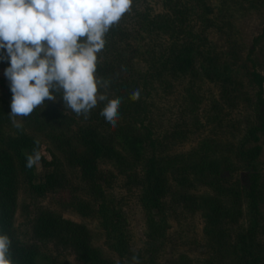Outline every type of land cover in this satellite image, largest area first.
Returning <instances> with one entry per match:
<instances>
[{
  "label": "trees",
  "instance_id": "trees-1",
  "mask_svg": "<svg viewBox=\"0 0 264 264\" xmlns=\"http://www.w3.org/2000/svg\"><path fill=\"white\" fill-rule=\"evenodd\" d=\"M247 3L249 7H256L264 5V0H225L223 6L228 11ZM160 5L162 12L155 13L150 0H132L130 9L107 33L105 48L98 54L96 75L111 81L110 87L101 91L109 98L121 99L118 119L121 120L115 127L106 123L100 115L103 102L94 113L95 117L89 121L95 120L99 123L98 127L109 128L105 133L98 130L96 123L85 128L78 126L75 114L71 112L69 115L61 108L63 102L57 94L60 106L56 101H46L23 120V129H17L14 136H5L0 128V233L11 238L14 264H37L38 256L37 250L17 238L13 227L18 176H22L30 189L42 194L64 187L63 176L55 172L45 178L43 185H37L34 182L35 166L31 169L25 166L26 154H31L36 148L41 154V165L51 167L42 154L40 142L35 144L41 134L65 157L68 164L79 169L80 181L96 206L93 211L106 247L118 261H132L133 253L128 218L121 208L113 204L104 189L109 179L100 172V165L106 158L113 160L121 173L134 169L136 162L142 165L140 175L130 179L131 183L140 187L138 201L146 217L143 250L147 260L139 258L140 264H156V259L164 250H173L168 236L171 217L177 219L180 213H192L200 207L208 211L204 214V233L206 237L214 236L211 242L217 243L218 248L213 250L221 257L223 253L228 254L233 264H264V76L258 70L256 56L264 54L260 46L264 30L253 40L251 49L245 55L238 56L240 49L231 45L224 47L226 50L220 54H212L211 42L205 34L215 23L209 18L212 10L206 0H160ZM197 19L200 22L198 25L194 24ZM203 50L207 57L203 56ZM235 67L240 71L237 78H233L231 72ZM188 72L195 76L203 73L219 83L231 82L232 89L238 82L242 85L241 82L246 81L253 91L252 97L244 99L252 109L251 120L238 143L230 145L229 153L233 159L225 157L223 161L222 168L226 172L232 171L229 177L234 180L221 184L217 178L221 175L220 166L209 162L206 141L196 152L198 162L194 175L200 179L211 177V180L201 181L215 193L203 206L198 204L195 196L180 193L177 184L174 187L170 185V169L174 170L171 172L174 179L179 176L182 181H187L184 178L193 166L184 156L160 162L158 149L162 140L155 138L150 119L154 84L159 82L161 89L167 90L168 76L177 77ZM135 89L140 90V96L131 99ZM231 91L222 90L226 101L236 100ZM0 94L12 99L9 87L2 83ZM185 97L187 109L193 111L195 106L188 104L199 99L191 89L186 91ZM195 126L201 128L199 122ZM113 141L118 142L127 156L115 149ZM129 160L132 161L130 165ZM178 164L183 165L179 168ZM170 194L176 197L173 196L170 207H167L165 198ZM173 201L181 205L182 212L171 208L175 205ZM244 216L247 217V224L243 228ZM42 224L44 238L57 239L69 246L80 264L114 262L113 258L105 257L101 248L91 244V233L87 227L52 215Z\"/></svg>",
  "mask_w": 264,
  "mask_h": 264
},
{
  "label": "rangeland",
  "instance_id": "rangeland-1",
  "mask_svg": "<svg viewBox=\"0 0 264 264\" xmlns=\"http://www.w3.org/2000/svg\"><path fill=\"white\" fill-rule=\"evenodd\" d=\"M224 1L206 0L212 10L209 18H212L215 23V26L208 29L205 34L211 42L212 54H220L226 50L224 47L231 45L240 49L238 56L245 55L251 49L253 40L264 30V5L249 7L247 3L248 5L244 4L239 9L225 11ZM150 3L155 13L162 12L160 0H150ZM194 24H200L199 19ZM260 46L264 49V39ZM203 52V56L207 57L206 51L203 50ZM256 56L259 64L258 70L264 76V54H256ZM137 63H139L138 58ZM7 66L6 61H0V83L9 87L4 75V69ZM231 72L233 78L240 76V71L236 67L232 68ZM166 84H168L167 90L166 88L161 89L159 82L155 83L153 97L150 99L153 106L150 119L155 138L162 140L158 149V158L160 162L174 156H184L186 160H189V164L193 167L188 170L184 178L187 181H182L179 176L174 179L172 177L174 170L170 169L168 174L171 180L170 185L174 187L177 184L180 193L195 196L198 204L203 206L215 196V193L201 181L204 178L200 179L194 175L195 164L198 162L196 152L199 151L201 143L206 141V155L209 157V162L220 166L221 175L217 178L222 182L221 184L225 185L227 181L234 180L229 177L232 171L226 172L222 168L223 161L225 157L233 159L232 154L229 153L230 145L238 143L251 120L252 109L244 99L248 96L252 97L253 91L246 81L241 82L242 85L238 82L232 89L231 82L219 83L207 78L203 73L199 76L190 72L179 74L177 77L170 75ZM189 89L199 99V101L188 104L195 106V111L187 109L185 104L186 91ZM223 89L232 90L231 94L236 100L231 98L233 101H226L222 96ZM10 104L11 100L5 94H0V128L5 136H14L17 130L8 116L11 111ZM56 104L60 106L59 100H56ZM99 107L94 109L87 119L74 115L77 125L85 128L96 123L98 127V122L89 121V119L95 117L94 113ZM67 113L70 115L71 111L67 110ZM197 122L201 128L195 126ZM107 129L109 128L98 127V130L103 133ZM179 131L182 133H177ZM109 132L108 137L111 136ZM37 139L42 146V154L51 167H43L40 162L36 164L34 182L37 185H43L45 178L55 172L63 176L64 187L57 189L56 192L42 194L30 189L22 176H18L13 219L17 238L24 245L37 250V264H80L69 246L59 243L57 239L44 238L42 223L47 222L52 215L87 227L91 233V244L95 248H101L105 252V257L113 258L112 264H132V261L128 259L118 261V258L107 249L102 229L93 211L96 206L85 185L80 181L79 169L68 164L65 157L54 149L52 143L44 135H38ZM113 143L117 151L121 152L124 157L127 156L126 152L121 151L117 141ZM131 163L132 161L129 160L128 164ZM182 165L178 164V167ZM133 168L121 173L115 162L106 158L101 162L100 172L109 179V182L104 185L106 195L117 208H121L128 218L133 255H137L138 259L147 260L143 250L146 240V217L138 201L140 187L131 183L132 180H130L140 175L142 165L136 162ZM233 176H235V171ZM208 179L211 180V177ZM173 196L176 197L173 194L166 196L167 207H170ZM171 208L178 213L182 212L180 204H175ZM205 213L208 211L200 207L192 213H184V215L180 213L177 219L170 218L168 236L175 245L170 244L173 250H164L156 259V264H233L228 254L223 253L221 257L215 251L218 248L217 243L211 242L214 236L206 237L204 233ZM242 224L244 228L247 224V217L244 216Z\"/></svg>",
  "mask_w": 264,
  "mask_h": 264
},
{
  "label": "clouds",
  "instance_id": "clouds-1",
  "mask_svg": "<svg viewBox=\"0 0 264 264\" xmlns=\"http://www.w3.org/2000/svg\"><path fill=\"white\" fill-rule=\"evenodd\" d=\"M132 0H0V61L12 93L8 114L22 130V121L46 101L60 95L63 108L89 117L102 102L100 115L112 127L119 119L121 99L109 98L102 88L110 80L96 75L98 54L106 35L130 9ZM140 90L131 93L138 99ZM39 144V141H35ZM40 151L26 154L25 166L33 168ZM12 241L0 233V264H14ZM132 264H140L137 255Z\"/></svg>",
  "mask_w": 264,
  "mask_h": 264
}]
</instances>
